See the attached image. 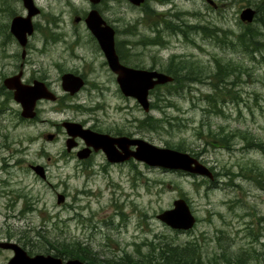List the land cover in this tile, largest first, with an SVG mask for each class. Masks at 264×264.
<instances>
[{
    "label": "rangeland",
    "instance_id": "1",
    "mask_svg": "<svg viewBox=\"0 0 264 264\" xmlns=\"http://www.w3.org/2000/svg\"><path fill=\"white\" fill-rule=\"evenodd\" d=\"M34 1L43 14L33 21L48 22L40 24L43 29L29 37L31 48L23 58L22 46L9 34L12 18L26 16L27 10L21 0H0V84L22 69L25 79L45 75L55 89L62 90V75L85 74L90 88L83 92L80 102L77 100L79 103L67 101L70 110L76 112L70 117L113 135L123 130L160 147L181 145L196 153L210 169L213 167L217 176L216 182H208L207 176L151 167L135 159L130 164L112 165L104 154L95 157L94 165L77 168L73 161L59 154L66 147V135L48 140L45 134L57 131L47 122H23L17 127L13 113H4L8 115L3 117L0 112V242L18 241L23 245L28 241L27 249L35 243L48 248L51 254L56 250L69 252L60 245L66 242L68 248L88 247L86 254L106 264L126 254L138 258L140 251L150 250L151 241L157 250L160 243L183 244L196 239L208 264H238L234 258L232 263L220 259L223 254L246 256V264H264V189L259 184L261 176L258 177L260 173L264 179V149L257 151L260 148L254 144L247 147L241 136L246 131L255 142L264 141V34L259 32L261 50L253 52L254 58L236 44V36L220 32L218 39L213 35L210 40L203 36L201 28L191 34V42L165 32L169 41L165 47L138 45L134 49L138 52L135 59L145 67L163 69L172 55L178 56L177 61L184 59L201 69L205 67L203 70L207 69L209 74L216 69L214 57L243 66L229 79L228 89L213 87V81L206 79L182 89L171 100L169 96L160 100L167 95L162 89L158 98L151 95V101L158 106L148 113L135 99L121 93L116 76L104 64V55L92 41L85 22L74 21L91 8L89 0ZM212 1L215 5L210 0L149 3L162 13L174 7L186 23L205 25L209 33L218 28L239 34L249 25L263 29L259 17L251 22L240 18L245 8L257 10L256 5L262 0ZM261 7L257 15L264 14V6ZM97 8L121 29L123 21H141L144 15L128 0H104ZM138 28L146 33L143 23ZM138 38L139 35L121 34L117 40L131 39L138 44ZM229 38L236 49L227 43ZM218 41L226 43L222 47ZM43 48L45 51H41ZM13 51L19 54L9 55ZM211 95L216 104L209 100ZM1 97L0 94V101ZM76 103L83 107H73ZM8 106L16 110L19 105L11 99ZM147 114L158 120H150L151 126L145 128L141 120ZM66 117L53 112L48 119L56 122ZM226 134L230 136L228 140L223 137ZM209 137L215 144L224 143L228 148L212 147L206 143ZM31 163L46 167L47 182L29 168ZM226 167L230 169L225 171ZM60 195H64L61 201ZM179 197L187 198L198 219L194 228L187 231L174 230L157 217L173 208ZM82 214L85 224L81 223ZM85 219L94 220L97 230ZM79 249L77 252H81ZM34 251L44 253L41 247ZM13 254L0 250V264H7Z\"/></svg>",
    "mask_w": 264,
    "mask_h": 264
},
{
    "label": "water",
    "instance_id": "2",
    "mask_svg": "<svg viewBox=\"0 0 264 264\" xmlns=\"http://www.w3.org/2000/svg\"><path fill=\"white\" fill-rule=\"evenodd\" d=\"M28 8L29 14L16 16L12 20L11 31L22 45L28 40V34L33 33L32 16L39 12L33 0H23ZM98 3L100 0H91ZM135 5H140L144 0H129ZM255 10L251 7L245 8L241 13V19L252 21ZM78 20V18H77ZM88 28L96 37L111 70L117 75V82L121 91L126 96L134 97L145 111H149L150 91L159 84H165L173 80V76L156 69L137 68L126 65L120 61L116 50L115 29L107 23L98 9L89 12L85 19ZM63 86L66 90L74 93L78 91L84 81L82 77L73 73H67L63 77ZM5 85L14 89V98L21 103L25 117H32L35 114L34 107L37 99L42 97H52V94L41 82L26 84L21 80V72L4 80ZM68 133V149L76 143L75 138H83L88 148L79 152L80 157H87L91 148L102 150L110 162H122L131 157L144 161L150 166H159L169 169H182L199 175L211 176L207 166L188 152H181L167 147L157 146L142 138H131L128 136H112L108 133L95 131L91 128H84L82 124L70 122ZM135 148L132 149L131 147ZM35 171L45 177L43 167L33 166ZM64 196L60 195L59 200ZM159 219L173 228L188 230L196 223V217L185 198H178L174 201V207L164 210L157 215ZM1 247L14 250L13 257L7 264H90L78 258L64 261L61 257L53 254L37 253L30 255L19 244L14 242H1Z\"/></svg>",
    "mask_w": 264,
    "mask_h": 264
},
{
    "label": "trees",
    "instance_id": "3",
    "mask_svg": "<svg viewBox=\"0 0 264 264\" xmlns=\"http://www.w3.org/2000/svg\"><path fill=\"white\" fill-rule=\"evenodd\" d=\"M258 4L256 5V7L258 11L260 12V8H262L261 6L262 5L264 6V1L262 0ZM259 18L261 19V22H262L261 26L263 28L261 31L254 29V27L251 25L245 26V28L239 34H236L233 31L228 30L227 32L224 30V34L229 33V36H236L237 38L236 44L239 47H241L252 58H254L253 52H255L256 50L258 51L261 50V47H258L261 45L258 39L259 32H261L262 35L264 34V14H261ZM256 20H258V18H256ZM154 24H155L154 29L157 30L159 21L155 20ZM200 28H201V33L203 34L205 38H211L213 37V35L214 36L220 35V32H218L219 30L218 28H215V29L212 28L211 32L209 33L207 32L209 31V28L207 26L205 25L191 26L188 23H186L184 19H181L177 24L175 22L169 21V19H166L164 23V29L166 33L168 32L172 34L174 33V31L182 32L185 39L189 42L192 41L191 39L192 32L196 30L197 32H199ZM134 34L136 33L134 32ZM218 38L219 36L216 37V39ZM154 42H161L163 46L169 43V41L166 40L164 36L159 34L157 38H154V37L143 38L140 41H138V44H143L144 46V45H152V43ZM218 43L220 44V46L223 47V45H225L226 42H224L223 45L219 41ZM227 43L230 44L233 48H235L231 42V38H229ZM138 44H136V42L134 41L118 40L117 50H118L119 55L121 56V59L125 61L126 63L135 65L136 67H145L143 63L136 62V59H135L138 52L134 51V49L138 46ZM177 58H178L177 55L170 56L169 60L167 61L168 63L165 64L163 69H161L165 71L166 73L173 75L174 81L168 82L164 85L156 86V88L151 91V94L155 95V98L156 97L158 98L159 94L162 93V91L160 90L163 89L164 91L167 92V95L165 94L162 95L160 100L162 99L167 100L166 98H164V96L166 97L169 96V100H171V98L177 96V93L181 92L182 89L186 90L188 88H191L192 84H195L196 82H204L206 79L213 81L212 83L213 87L216 86V87L228 89L227 85L231 84V82L229 81V79H231V76L236 74L237 71H241V69L243 68L242 65L223 62L222 60L214 57L216 69L214 71L210 70V74H209L207 73V69L203 70V68L205 67L201 69V66H196L195 63L192 61H188L184 59L183 60L179 59L177 61ZM148 68H157V67L150 66ZM216 93L219 94L220 92L216 91ZM211 94H214V93H211ZM209 100L213 102L212 104H214V102L215 104L217 103L216 98H214L212 95L210 96ZM170 104L172 103L170 102ZM157 106L158 104L156 103V101L152 102L151 104L152 108H156ZM179 110H182V109H179ZM150 120L156 121L158 119L147 114V117L141 120V123L144 122L142 123L143 127L146 128L148 126H151ZM120 131L121 133H123L122 130ZM211 131L212 130L209 129V133H210L209 135L213 136V133ZM199 135H201V133H199ZM241 136H242V139L247 142V146H249L250 144H254L257 147L261 148L262 150L264 149L263 140L262 141L259 140L258 142H255L256 140L250 139V135L246 131L242 132ZM223 137H225V139L228 140L230 136L229 134H226ZM206 143L213 145L212 147H216V149L224 148L223 146H226L224 143L215 144V141L213 140L212 137L206 138ZM169 147L180 150V151H190L188 149H185L181 145H177V146L171 145ZM193 154L197 156L196 153H193ZM212 168L213 167H211V169ZM229 169L230 168L226 167L225 171H228ZM212 170L214 171V169ZM214 173L216 174L215 171ZM259 176H261L260 177L261 181L259 184L264 189V179L262 180L263 176L260 173H258V177ZM206 179L208 182H211L209 178H206ZM27 242L28 241L23 242V245L25 247H26ZM30 245H31V249H29V253H34L35 252L34 248H38V247H41V249H43L44 252L49 253V249L46 248L45 246L36 245L35 243H30ZM60 245L62 246V250L63 249L69 250V252H66L63 254L62 252H60V250H56V253L54 254L57 256L62 255L63 257H67V258L76 257V258H81L82 260H86L92 264H100L99 261H97L96 259H93L94 258L93 256L86 254L85 250L89 249L88 247L84 246L83 248L82 247L68 248L67 246L68 244L66 242H62L60 243ZM149 245H150V250L147 253H142L140 251V256L138 258H134L131 254H128V255L126 254L127 256L125 255L123 258H120L119 260H116V261L108 260V263L106 264H208L206 260H204L203 258L204 251L201 248V243L197 241L196 239L185 242L183 244H173L169 242L160 243L157 245L160 247L157 250H156L155 242L151 241ZM78 249L81 252H77ZM82 254L84 257L81 256ZM225 256H226L225 254L219 255V258L222 260H227L229 262H231L232 258H234L233 261L235 262L237 261L238 264H246V261H247L246 256L243 257L242 255L235 256L234 254V255H231L230 257H227V256L225 257ZM236 257H238L237 260H236ZM216 262L219 263L217 260Z\"/></svg>",
    "mask_w": 264,
    "mask_h": 264
},
{
    "label": "flooded vegetation",
    "instance_id": "4",
    "mask_svg": "<svg viewBox=\"0 0 264 264\" xmlns=\"http://www.w3.org/2000/svg\"><path fill=\"white\" fill-rule=\"evenodd\" d=\"M149 1L150 0H145V2L142 3L141 5L134 6V7L139 8L140 11L144 13L143 17L141 18V21H140V19H139V21H132V20L127 21V20H125V21L122 22V24H124V26L122 27V29L119 28L118 26H115L114 24H112V22H110L112 24V26L114 27V29H115L116 37H118L121 34H123L125 36H129V35L130 36H137V35H139L140 38L137 39L138 41H140L143 38H148V37L157 38L159 34L165 37V34H164L165 33L164 23H165L166 19H169V21H174L176 24L179 22V19L181 20L180 13H178V12L176 13V11H177L176 8L172 7L171 8L172 11L171 10H168V12H163L162 13V12H159V11L155 10L153 7H151ZM154 1L155 2H160V0H154ZM169 1H171V0H168V2ZM210 1H211V3H213L215 5V3L212 0H210ZM90 3H91V1H90ZM162 4H163V2H162ZM94 7L95 6L91 3V8L89 10H91ZM41 12L43 14L42 9L40 10V13ZM87 13H85L84 16L77 15L75 17V20L74 21L75 22H80L82 20V21L85 22V19L87 17ZM257 13L259 14L258 9L255 12V17L256 18H258L260 16V15H257ZM77 18H78V20H76ZM147 18H148V20L146 21ZM155 20L156 21H159V25H158V29L157 30L154 29L155 28V24H154ZM47 22H48V20H45V19H44V22H42V23L34 22V24H33L34 31H33V33L31 35H29V37H31L34 33L38 32L37 30H40L41 31L43 28H42V26H40V24L41 25H43L44 23L47 24ZM141 23H143L144 26L147 28L146 29V33L140 31V29L138 28L139 27V24H141ZM46 26H48V25H46ZM134 32L136 34H134ZM218 32H223V35L225 36L223 29H219ZM11 34L12 33L10 32L9 35H11ZM90 34H91L90 37L92 38V41H95V43L97 45L98 51L99 52H102V50L100 49V47L98 45V42H96L97 40L94 38V36H93V34L91 32H90ZM168 34H170V33H168ZM180 34L182 35V37H184L183 36V33L182 32H179V31H174V34H171V35H175L176 38H177V36L180 35ZM77 35H80V32L79 31H77ZM29 37H28L27 43L25 45H22L19 42V40L14 36V34H12V38L15 39V41H17V43H19V45L22 46L21 55H22L23 58L26 57V54L29 53L30 48H31L30 47V44H31L30 42L31 41L29 40L30 39ZM120 40H123V39H120ZM128 41H132V40L131 39H128ZM117 42H118V40H117ZM138 45H143V44H138ZM144 46H146V47H148V46H157L158 48H160V47H164L165 45L163 46L161 44V42H154V43H152V45H144ZM4 51L6 52L5 49H4ZM41 51H45V49L43 48ZM5 52H4V54H5ZM15 54L17 55L19 53L17 51L16 52L13 51L12 53H9V55H15ZM9 55H7V56H9ZM105 63H106V60L104 61V64ZM22 64H25V62H23ZM130 65L131 66H135V65H132V64H130ZM20 72H21V80L24 83H26V84H34L36 82H41L42 84H44V87L50 93L52 92L53 96L52 97H42V98L37 99V101L35 103V107H34V111H35L34 116H32V117L22 116L21 105L18 104L19 106H18V109H16V110L13 109L11 106H8L7 107V105H6L7 103H9V101L11 99L14 98V95H13L14 94V91L11 90V89H9V88H7L5 86V84H4V80L5 79H4L3 80V83L0 84V86H1L0 87V94L2 95L1 98H3L0 101L1 106H2L0 108V112H1V114H4V113L11 114V113H13L14 116L16 117V119H17V123H16V126L17 127L19 125L21 126L23 122L24 123H30L32 125L33 124H38L40 122H42V123L47 122L51 127H55L57 133L49 132V133L45 134V138L49 134H52L53 135L52 140L54 141V140H58V137L61 134L62 135L63 134L66 135V140H67V138L69 136V133H68V126L66 125V123H68V121H70V120L71 121L81 122L83 125L87 126L85 124V122H83L82 120L79 121L75 117L72 118V117L69 116L70 114H73V113H76V112L71 111L70 108H69V106L67 105V101L69 102L70 99H72L73 102H77V100L79 101V99H81V97H83L82 96L83 95V92L86 91V90H88L90 88V82L87 79V77H86L85 74H82V76L85 79V84L83 85V87L77 93L71 95L70 92H68L64 88V86H63L62 83H61L62 90L55 89L53 83L50 82V80H47L48 77L45 76V75L36 74V75H33L30 79H25V77H24L25 72L21 69V70H19V72L17 74H19ZM62 77H63V75L61 76V81L63 79ZM79 102H77V103H79ZM77 103L73 107H75V108L79 107L80 105H78ZM53 112L60 113L62 115L66 114L67 117L65 119H61L59 121L53 122V121H51V120L48 119L49 114L50 113H53ZM8 114H4L3 117L4 116H7ZM90 127H92L94 130H98V131L104 132L103 130H100L99 128H96L95 126H90ZM119 134H120L119 136H129V137H131V133L126 134L124 131H123V133H121V131H120ZM75 143L76 144L74 145V147L72 149H68L67 146H66L59 154L62 155V157H64V158L66 157L67 159L73 161L76 164L77 168H81V167L86 166V165H91V166H92V164L94 165L95 157L97 155H99V154H104L102 151H98L97 152L94 148L90 147L91 150H90V152H89V154H88L87 157H79V152L81 150L85 149V148H88V145H87L86 141L83 138H81V137H76L75 138ZM223 147L226 148L227 146H223ZM260 149H258L257 151H262V149L261 150ZM103 156L106 157L105 155H103ZM67 159L65 161L66 162H69ZM133 160H134L133 158H129V160L123 161L122 163H117V164H112V165H126V164H130ZM55 162H58V161H55ZM224 174L226 175V174H228V172H225ZM240 175H241V177L243 176L241 172H240ZM211 177H212L211 179H213L212 181H215L216 182V179L214 177V174ZM65 196H67V195H65ZM84 217H85V215L82 214L81 215V223H84L85 224V222L83 220ZM85 221L86 222H89V224L91 225V227H93V230H97L96 225H94V220L92 221V220L85 219ZM0 250H3V249L0 248ZM7 250H10L11 251V249H7ZM65 258H67V257H65Z\"/></svg>",
    "mask_w": 264,
    "mask_h": 264
},
{
    "label": "bare ground",
    "instance_id": "5",
    "mask_svg": "<svg viewBox=\"0 0 264 264\" xmlns=\"http://www.w3.org/2000/svg\"><path fill=\"white\" fill-rule=\"evenodd\" d=\"M212 171H210V173H211Z\"/></svg>",
    "mask_w": 264,
    "mask_h": 264
}]
</instances>
